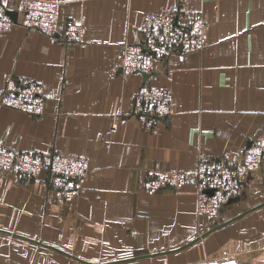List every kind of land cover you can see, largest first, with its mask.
<instances>
[{
  "label": "crops",
  "instance_id": "0c3cea01",
  "mask_svg": "<svg viewBox=\"0 0 264 264\" xmlns=\"http://www.w3.org/2000/svg\"><path fill=\"white\" fill-rule=\"evenodd\" d=\"M0 3L16 10L19 0ZM173 4L184 21L202 15L204 48L121 75V44L140 39L146 13ZM69 20L83 25V42L58 37ZM6 74L39 82L44 111L0 104V139L45 160L84 155L89 172L65 205L44 171L0 174V264H264V161L211 231L218 223L196 212L195 184L143 187L149 169L191 171L200 154L230 158L264 131V0H59L53 36L18 23L0 32V91ZM146 80L173 102L152 128L126 115Z\"/></svg>",
  "mask_w": 264,
  "mask_h": 264
},
{
  "label": "built area",
  "instance_id": "2783aa9c",
  "mask_svg": "<svg viewBox=\"0 0 264 264\" xmlns=\"http://www.w3.org/2000/svg\"><path fill=\"white\" fill-rule=\"evenodd\" d=\"M59 0H19L14 21L0 3V32L10 30L16 23L39 30L50 36L57 33ZM137 30L140 39L123 42L118 57L121 75L151 74L158 64L172 54L184 55L200 51L205 45V22L199 12L182 20V11L173 4L159 12H148L140 20ZM68 43L83 42V25L67 21L58 34ZM0 104L15 108L31 116L44 111L42 86L27 76L6 74L0 91ZM172 96L165 86L144 81L134 94L127 116L136 118L143 128H152L173 112ZM122 112H116V119ZM116 122L112 123V130ZM264 161V131L238 148L233 156L206 157L199 155L196 168L191 171L177 168L147 170L143 187L148 193L177 188L186 183L196 186V212L205 215L209 223L217 220L222 208L241 190L242 176L258 172ZM46 173V182L53 200L60 205L70 204L80 194L89 172L87 157L81 154L52 151L45 160L36 151L16 149L0 139V174L35 178Z\"/></svg>",
  "mask_w": 264,
  "mask_h": 264
},
{
  "label": "water",
  "instance_id": "95a60500",
  "mask_svg": "<svg viewBox=\"0 0 264 264\" xmlns=\"http://www.w3.org/2000/svg\"><path fill=\"white\" fill-rule=\"evenodd\" d=\"M6 12L9 16H11V18L15 21L17 19V12L16 10H11V9H6ZM233 199H230V201H232ZM225 222H221V223H218L217 225L213 226L212 228H210L209 231L215 229V228H218L219 226L223 225Z\"/></svg>",
  "mask_w": 264,
  "mask_h": 264
},
{
  "label": "rangeland",
  "instance_id": "374dc122",
  "mask_svg": "<svg viewBox=\"0 0 264 264\" xmlns=\"http://www.w3.org/2000/svg\"><path fill=\"white\" fill-rule=\"evenodd\" d=\"M170 189V188H169ZM145 190V189H144ZM241 192V191H240ZM241 193H239V195H240ZM240 200V202H241V198L239 199ZM236 207V206H235ZM218 221V220H217ZM217 221H215V222H213V223H210L211 225H213V224H215V223H218ZM210 225V226H211Z\"/></svg>",
  "mask_w": 264,
  "mask_h": 264
}]
</instances>
